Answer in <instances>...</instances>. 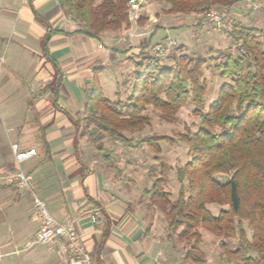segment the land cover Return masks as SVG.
I'll return each mask as SVG.
<instances>
[{
    "label": "crops",
    "instance_id": "obj_1",
    "mask_svg": "<svg viewBox=\"0 0 264 264\" xmlns=\"http://www.w3.org/2000/svg\"><path fill=\"white\" fill-rule=\"evenodd\" d=\"M147 16V23L136 28H148L144 36L119 43L116 37L130 25L93 38L81 32V24L58 0H0V169L15 166L11 143L20 150L35 149L21 162L22 169L31 175L32 188L49 213L74 223L93 264H198L183 259L184 249L167 237L159 210L142 200L153 179L147 175L143 146L104 138L110 153L104 158L82 134L93 71L100 69L104 93L105 68L119 63L120 80L123 69L138 59L130 57L144 45L151 51L170 39L166 34L151 42L159 16ZM186 16L188 23L194 18ZM213 32L201 29L192 42L173 41L195 53L219 39ZM119 80L110 86L117 101ZM37 231L30 193L0 181V264H67L60 244L38 243ZM203 251L204 264H225L216 245Z\"/></svg>",
    "mask_w": 264,
    "mask_h": 264
},
{
    "label": "trees",
    "instance_id": "obj_2",
    "mask_svg": "<svg viewBox=\"0 0 264 264\" xmlns=\"http://www.w3.org/2000/svg\"><path fill=\"white\" fill-rule=\"evenodd\" d=\"M166 4L168 13L202 16L212 6L225 7L237 0H150ZM61 9L78 21L81 32L98 38L105 31L129 27L127 0H58ZM144 16L139 21L143 24ZM236 44V55L227 53L214 65L223 81L216 97L204 110L207 82L202 72L207 60L180 53L165 66L159 57L145 51L144 45L134 61V81L124 101L105 96L98 81L100 69L93 71L85 93L82 134L94 143L104 158L110 153L102 139L130 144L135 139L126 131H136L150 118L148 106L170 118L182 106L192 103L199 126L193 133L181 134L189 160L176 169L180 182L178 195L170 199L164 189L170 165L158 157L162 141L173 144L167 135H149L138 140L155 155L160 176L143 191L150 205L167 221L166 235L178 242H190L183 259L204 264L203 247L216 245L225 264H264V31L237 26L227 34ZM211 59V58H210ZM9 169H12L10 167ZM218 176H225L218 181ZM208 204L226 205L217 215ZM251 230L247 235L244 223ZM200 231H199V230ZM210 233L207 244L202 231Z\"/></svg>",
    "mask_w": 264,
    "mask_h": 264
},
{
    "label": "rangeland",
    "instance_id": "obj_3",
    "mask_svg": "<svg viewBox=\"0 0 264 264\" xmlns=\"http://www.w3.org/2000/svg\"><path fill=\"white\" fill-rule=\"evenodd\" d=\"M262 2V0H261ZM219 7V6H216ZM166 4H159L150 0H143L142 3V10H141V19L144 16H159V23L157 26V33L155 34L154 38L151 39V42L159 39L160 37L166 34L169 35V38L172 40H176L178 43H188L194 41V36L192 35V31L194 28L190 25L189 18L186 15H180L176 13H168L166 10ZM180 15V16H179ZM197 15H194V17ZM236 17V25L237 26H245V27H256L262 29L264 31V7H262L258 11H240V13L235 15ZM175 19H184L183 23H179L180 21H176L178 25L176 26H162L161 24L170 23L171 21H175ZM140 21V20H139ZM147 23L145 21L143 24ZM139 24V22H138ZM142 24V25H143ZM167 30V31H165ZM230 33V32H228ZM228 33H224L221 31H214L212 35L215 37L217 36L219 39L215 42H209L207 45L196 48L195 53L196 55L204 58L207 60V63L203 69L202 75L203 78L207 82V92L205 94V104H204V112L208 105L213 101L217 94V90L219 85L223 81H230L228 78H221L219 76V71L215 69L214 65L223 58V55L230 53L232 55H236V44L232 41V39L227 35ZM260 41L263 42L264 48V36L260 38ZM187 49L185 46H178L174 45L169 52L165 56H160L159 59L161 63L165 66H170L174 63V57L179 55L180 53H187L188 55L195 54L193 52H186ZM150 53L151 51H147ZM133 60L138 58V55H133L130 59ZM211 58V59H210ZM126 64L129 65V61L126 60ZM126 65V66H127ZM123 66V65H122ZM116 68H120V64H115L113 66H109L104 69V74L102 75V82L104 84V94L106 97L110 99L117 98L111 90V85L115 84L118 79V75L116 74ZM131 69V70H129ZM134 65L123 69L124 73L120 78V100L124 101L126 97L131 92V86L134 81ZM128 86V87H127ZM194 109V105L192 103L186 104L182 106L175 114L170 116V118H163L161 116V112L154 109L151 106H148L144 111L150 118L149 122L141 127V129L136 131H126L125 134L128 137H132L135 140L133 141L134 144L137 146L142 145L141 151L144 152L143 159L146 163H148L149 168L147 170V175L151 179L154 177L160 176V165L155 162L153 159L154 153L149 150L145 145L140 144L138 142L139 139L149 136V135H167L174 139V143L171 144L167 141H162L161 145V153L159 154V158L162 162L167 163L170 165V169L167 170V182L164 184V189L170 192V199L173 200L178 195V190L180 187V182L176 176V169L183 165L185 162L189 160L188 148L184 141L180 140V135L184 133H193L199 126V117L196 114H193L192 111ZM86 115V114H85ZM84 125V121H83ZM103 144V139L101 141ZM108 150V149H106ZM218 181H223L225 176H218L216 177ZM150 185L148 186V188ZM147 188V189H148ZM142 200L145 202L146 206L153 207L150 205V199L147 194L142 195ZM209 210L212 214L217 215L220 209H226V205H218V204H210L208 206ZM161 219L163 220L165 226V233L167 232V221L166 218L162 213ZM244 227L246 229L247 235L250 237L251 230L247 225V222L244 223ZM199 230V229H198ZM200 231V230H199ZM203 233L202 238L204 241L209 244L211 241V234L206 232L205 230H201ZM181 247H183L184 251L190 248V242L182 241L180 242ZM211 248V245H208ZM218 248V247H217ZM203 249V248H202Z\"/></svg>",
    "mask_w": 264,
    "mask_h": 264
},
{
    "label": "built area",
    "instance_id": "obj_4",
    "mask_svg": "<svg viewBox=\"0 0 264 264\" xmlns=\"http://www.w3.org/2000/svg\"><path fill=\"white\" fill-rule=\"evenodd\" d=\"M143 0H127V17L130 28L116 37V42H125L133 37L144 36L149 29L137 30L141 19ZM264 7V0H237L225 7L212 6L202 16H195L190 22L194 28L192 35L199 34L201 29L208 31L232 32L236 24L235 15L240 11H258ZM133 27V28H132ZM175 45L172 39L167 43L156 44L152 47V54L165 56L170 47ZM102 47V44H98ZM11 151L14 155L15 166L13 169H0V181L5 185L26 190L32 198V211L38 222L37 242L54 246L60 244L61 251L67 255V264H93L86 253L79 238L74 223L71 220L59 221L47 210L43 201L36 195L31 184V175L24 171L21 162L35 154V149L20 150L17 143H11ZM97 215H91V221L96 222Z\"/></svg>",
    "mask_w": 264,
    "mask_h": 264
}]
</instances>
